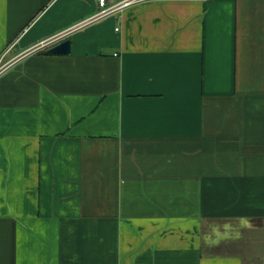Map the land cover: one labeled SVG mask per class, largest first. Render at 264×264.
<instances>
[{"label":"crops","instance_id":"crops-1","mask_svg":"<svg viewBox=\"0 0 264 264\" xmlns=\"http://www.w3.org/2000/svg\"><path fill=\"white\" fill-rule=\"evenodd\" d=\"M97 11L0 0V264H264V0Z\"/></svg>","mask_w":264,"mask_h":264},{"label":"built area","instance_id":"built-area-1","mask_svg":"<svg viewBox=\"0 0 264 264\" xmlns=\"http://www.w3.org/2000/svg\"><path fill=\"white\" fill-rule=\"evenodd\" d=\"M95 1H96L98 11L94 19H100L108 15L112 10L118 9L123 4H130L132 2H136L140 0H121L118 3L114 2L113 0H95ZM200 1H208V0H200Z\"/></svg>","mask_w":264,"mask_h":264},{"label":"water","instance_id":"water-1","mask_svg":"<svg viewBox=\"0 0 264 264\" xmlns=\"http://www.w3.org/2000/svg\"><path fill=\"white\" fill-rule=\"evenodd\" d=\"M50 55H68L70 53V41H62L47 50Z\"/></svg>","mask_w":264,"mask_h":264}]
</instances>
